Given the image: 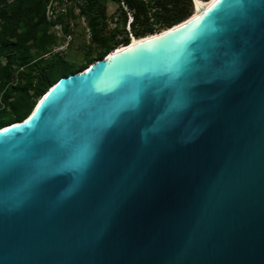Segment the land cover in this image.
<instances>
[{"label": "water", "instance_id": "1", "mask_svg": "<svg viewBox=\"0 0 264 264\" xmlns=\"http://www.w3.org/2000/svg\"><path fill=\"white\" fill-rule=\"evenodd\" d=\"M192 2L0 127V264H264V0Z\"/></svg>", "mask_w": 264, "mask_h": 264}, {"label": "trees", "instance_id": "2", "mask_svg": "<svg viewBox=\"0 0 264 264\" xmlns=\"http://www.w3.org/2000/svg\"><path fill=\"white\" fill-rule=\"evenodd\" d=\"M47 1L0 0V127L22 120L57 78L93 61L87 58L84 66L76 68L74 60L56 54L44 57L56 43L44 17ZM109 3L117 6L121 25L103 35ZM76 5L87 22L91 41L104 49L98 58L112 49L115 37L121 36L116 42L125 45L130 35L144 37L163 30L187 18L194 9L192 0H79Z\"/></svg>", "mask_w": 264, "mask_h": 264}, {"label": "rangeland", "instance_id": "3", "mask_svg": "<svg viewBox=\"0 0 264 264\" xmlns=\"http://www.w3.org/2000/svg\"><path fill=\"white\" fill-rule=\"evenodd\" d=\"M78 1H47L44 17L48 25V32H51L56 37V43L53 45L52 50L44 57L47 58L49 54H56L68 60H74L76 68H81L86 64L85 61L87 58L93 61L96 60L99 57V53L103 52L104 49L99 44L91 41V33L87 22L84 17L80 15L79 7L76 5ZM130 20L131 17H128V21L126 22L127 30L129 29L128 22ZM55 23L56 26L54 25ZM106 23L107 27L103 30V35H108L109 30L115 27V25H121V19L115 4H108ZM120 37L121 36H117L112 41V49L122 45L116 42ZM130 38L132 39L133 36L130 35ZM84 51L88 53L84 54Z\"/></svg>", "mask_w": 264, "mask_h": 264}, {"label": "bare ground", "instance_id": "4", "mask_svg": "<svg viewBox=\"0 0 264 264\" xmlns=\"http://www.w3.org/2000/svg\"><path fill=\"white\" fill-rule=\"evenodd\" d=\"M195 1V3H196V5H197V9H195V11H199L202 7H204L205 5H207L208 4V0H204V1H201V0H194ZM157 32H159V31H157ZM157 32H154V33H157ZM151 34H153V33H151ZM148 35H150V34H148ZM147 35V36H148ZM140 38H142V37H133L131 40H130V42H136L138 39H140ZM124 45H120V46H117L116 48H114V49H120V48H122ZM114 49H112L111 51H113ZM110 51V52H111ZM109 52V53H110Z\"/></svg>", "mask_w": 264, "mask_h": 264}, {"label": "snow or ice", "instance_id": "5", "mask_svg": "<svg viewBox=\"0 0 264 264\" xmlns=\"http://www.w3.org/2000/svg\"><path fill=\"white\" fill-rule=\"evenodd\" d=\"M235 67V66H234ZM178 95H182V93H178ZM175 107H179V105H174ZM103 131V129H101V132Z\"/></svg>", "mask_w": 264, "mask_h": 264}, {"label": "built area", "instance_id": "6", "mask_svg": "<svg viewBox=\"0 0 264 264\" xmlns=\"http://www.w3.org/2000/svg\"><path fill=\"white\" fill-rule=\"evenodd\" d=\"M54 25L56 26V23ZM44 56H46V54Z\"/></svg>", "mask_w": 264, "mask_h": 264}]
</instances>
